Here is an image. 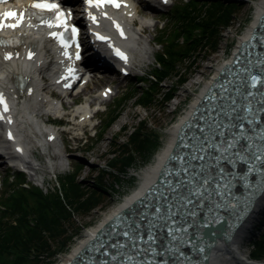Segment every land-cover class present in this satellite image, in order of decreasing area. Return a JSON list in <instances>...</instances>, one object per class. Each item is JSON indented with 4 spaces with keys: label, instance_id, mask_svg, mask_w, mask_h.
I'll use <instances>...</instances> for the list:
<instances>
[{
    "label": "snow or ice",
    "instance_id": "1",
    "mask_svg": "<svg viewBox=\"0 0 264 264\" xmlns=\"http://www.w3.org/2000/svg\"><path fill=\"white\" fill-rule=\"evenodd\" d=\"M85 2L97 5L109 2L119 7V0ZM33 7L55 10L56 23L66 26V16L60 11L59 4L34 0ZM27 11L18 13L9 10L2 15L15 18L16 23L8 26L16 28L25 19ZM89 15L92 16L91 13ZM92 19L95 20V17L92 16ZM4 26V21H0V28ZM116 27L120 28V25ZM72 30L74 33L78 31L75 26ZM120 32L124 35L122 28ZM50 35L58 37L67 47L68 41L62 33L52 32ZM116 53L127 60L125 53L119 49ZM32 55L29 51L28 56ZM12 56V52L5 53V59ZM76 56L79 58V53ZM258 63L259 73L253 74L245 69L246 78H240V87L233 86L231 92L214 82L219 93L212 92L204 97L211 106L203 111L197 107L199 115L190 116L177 133L180 151L173 149L162 161L157 180L145 189L136 204L113 216L112 223L122 224L123 227L118 229L109 225L117 238L110 237L102 247L95 249L104 253L103 258L98 257V264H190L185 246L193 244L208 217L216 218L215 211L224 206L222 198L232 200L233 190H238L241 182L246 188H251L253 194L256 189L264 190V91H254L257 86L264 85V61ZM241 89L242 96L233 94L241 92ZM28 91L31 92V89ZM0 105H3L4 111L8 110L2 92ZM8 119L11 121V117ZM184 128L188 131H183ZM8 135L12 137L11 131ZM250 174L257 183L251 182ZM232 206L236 207L235 204ZM121 217L128 222L124 223ZM102 233L103 229L95 235Z\"/></svg>",
    "mask_w": 264,
    "mask_h": 264
},
{
    "label": "rangeland",
    "instance_id": "2",
    "mask_svg": "<svg viewBox=\"0 0 264 264\" xmlns=\"http://www.w3.org/2000/svg\"><path fill=\"white\" fill-rule=\"evenodd\" d=\"M224 1L231 2L232 0ZM238 1L242 4L234 10L233 19L220 33V40L217 48L214 51L208 52L201 51L199 53L198 51L192 56V58L196 59L195 64L192 65V67H186V65H189V59H187L184 63H178L177 66L180 67L183 74H186L187 79L178 87L176 86V75L167 79L163 86H174L175 90L173 91L174 94L172 97L165 100L162 97L165 89L163 88L156 92V96L163 102H154L147 106L140 104L137 100V96L139 90L146 88L151 83L149 74L155 70V66L158 64L157 55L165 52L167 45H169L174 38L177 39L179 43V45H175V48L185 47L187 44L184 41H186L191 34H198L199 31L192 27L189 36H187L186 33H181L175 37L178 23L177 20L171 17L170 14L166 17L165 13L163 14L162 12H167L168 10L169 12L170 10L172 11L175 4L181 2V0H173V2L169 5L163 6L161 12L147 13L148 16H144L142 14L138 15L137 25H141V20L145 17H147L145 19L149 20V24L146 25L147 29L140 40L139 50L133 51V59L135 61L133 74H136L139 78H134V80L128 84L127 82L129 81V78H126L128 81H125L126 83L124 82V85L121 84L119 89L116 90L110 98L100 104H96L97 101L94 97L100 96L101 90L97 89L95 87L97 83L93 82L91 87L83 92V95L85 96H81L79 100L81 102L94 100L93 105H99L101 107L102 110H100L97 113L96 118L90 122V126L96 124L95 127L92 128L86 126V133H84V129L82 128L78 130H71L73 121L70 114L73 113V110L76 109L77 106L70 107L68 109L69 116L61 119L62 121L59 126H53L60 129L59 131L63 134H61L58 139L56 143L57 145L49 147V152L54 155V157L50 160L51 163H49L52 167L49 168L47 166V155H44V157L36 162V164L40 167L37 171L36 178H32L29 174H26V176L19 175L18 178L15 179V182L18 181V184H23V182L26 181L29 185H39L47 191L48 188L53 189L55 186H59L61 176L70 171L71 173L76 172L79 180L83 181L84 184L91 183L96 179L100 169L109 168L107 165V159L112 155V152L115 151L116 143L126 141L131 131L137 127L139 121L142 119L147 121L149 130L152 129L159 135V144L152 148L150 155L144 162L140 163L142 169L145 165H148L154 159V154L164 145L169 137L170 126L187 109L195 97V94L203 86L207 78L215 72L218 64L223 59L231 55L243 31L249 24L258 0ZM135 2L138 3L137 0H135ZM186 2H188V0H186ZM166 27H168V29L170 27L171 30L164 37L162 36V31ZM161 41L164 43L163 46L159 43ZM146 55L148 57H146ZM76 96L77 94H73L65 100L73 101ZM120 102L123 103V109L121 110L119 116L114 119L110 125H108L107 122L111 115L110 109ZM69 120L72 122H69ZM57 122L60 121L58 120ZM122 125H125V128L120 129ZM28 138L31 140L32 137ZM56 146L64 150L66 154L62 161L58 160L59 155L57 154L58 148ZM79 164H82V167L78 170ZM7 170L13 173L12 170L14 169ZM5 171L6 165L3 164L0 166V181L3 178ZM137 172H139V170ZM117 174L122 178V184L115 185L119 190L118 194L115 196L108 195L99 202L94 210L89 213L77 214L76 225H69L68 235L71 236V238L67 246L55 253L52 257L44 259L45 261H40L39 264H56L63 259L71 246L79 237L82 236L84 229L96 223L111 209L112 206H114L117 202H120L125 195L130 193L140 181V177L134 178L128 174ZM104 180L106 183L114 182V179L106 174L104 176ZM1 188L2 187L0 185V190ZM108 192H110V190H108ZM1 207L4 208V204H1L0 202V208ZM263 214L264 205L255 215L247 235H245L241 242V250L245 255L250 253L254 247V243H250L249 236L251 235L257 222L260 220L259 218H261ZM262 229L263 226H260L258 231L260 234L263 232ZM57 246H59V244Z\"/></svg>",
    "mask_w": 264,
    "mask_h": 264
},
{
    "label": "trees",
    "instance_id": "3",
    "mask_svg": "<svg viewBox=\"0 0 264 264\" xmlns=\"http://www.w3.org/2000/svg\"><path fill=\"white\" fill-rule=\"evenodd\" d=\"M240 4L238 0H181L176 3L168 13L178 22L175 37L181 33L189 36L192 27L199 33L191 34L184 41L185 47L175 48L179 43L174 38L166 51L157 55L158 64L149 74L151 83L138 91V102L146 106L163 102L156 96V92L163 88L162 97L165 100L171 98L175 88L164 87L165 81L176 75L178 87L187 79L177 64L189 59L186 67H192L196 61L192 56L198 51H214L220 33L229 25ZM170 30L166 27L162 36L165 37ZM159 43L164 45L162 41ZM122 104L120 102L110 109L108 125L119 116ZM147 125L146 120H140L126 141L116 143L115 151L107 159L109 168L100 169L94 183L84 184L76 172H69L61 176L59 186L45 191L38 185L25 186L7 178L0 196V202L4 204V208H0V264H39L66 247L71 238L69 225H76L77 214L89 213L108 195L118 194L115 185L122 184V178L117 173L128 174L129 168L144 162L152 148L159 144L158 133L149 130ZM81 167L79 164L78 170ZM105 174L114 182L106 183ZM251 243L255 244L252 256L264 258V234Z\"/></svg>",
    "mask_w": 264,
    "mask_h": 264
},
{
    "label": "bare ground",
    "instance_id": "4",
    "mask_svg": "<svg viewBox=\"0 0 264 264\" xmlns=\"http://www.w3.org/2000/svg\"><path fill=\"white\" fill-rule=\"evenodd\" d=\"M136 10L134 8L128 10L132 14L130 17L131 19L125 21V24L129 28V32L127 34V38L122 41L124 46L133 51L139 50L140 42L137 43V38H142L147 29L146 24H149V20L143 18L141 20L142 24L134 27V22L136 19H138V10ZM135 11L137 13H135ZM263 13L264 0H258L256 2L253 16L233 50H239L243 41L249 39L250 36L253 35L252 31L256 25H258L259 19ZM121 18H123V16ZM139 33L143 34L140 35ZM27 39L31 44L38 46L37 49L39 48L40 53L35 58L34 62L16 61L14 63L10 62V60H3L2 53L0 55V87L3 89H9V84L11 83V80L15 74L23 73L29 76V85L32 86L30 87L31 92H24L19 96L15 95L13 97V107L10 115L11 122L15 123L14 126L20 129H18L19 132L17 133V137L23 143H25L24 141H26V138L28 143H30V141L35 138L40 143V146L46 152L47 156L50 158V152L48 151L49 144L55 142L58 138V134L60 133L51 126H48V122L50 121V119L48 120V115L60 114L62 112V107L65 109L66 107L64 106L67 104L68 106L71 105L70 103H72V101L55 102L51 97H49V93L43 87L44 84H46V81L41 78L42 74L48 71L46 65L48 64V59L50 56V54L47 53L49 46L46 43V40L42 39L40 34L37 33L29 34ZM40 46H43L45 49H40ZM146 57L148 56L146 55ZM223 60L218 64L213 75L207 78L206 82L195 94V97L187 109L170 126L169 137L167 138L164 145L156 152L154 159L148 165H145V167L139 172L140 181L138 185L130 193L125 195V197L119 203L112 206L111 209L106 212L96 223L90 225L82 234V236L79 237L78 240L72 245V248L68 251L67 256H74L77 254L87 243V241L94 237L97 230L114 213L126 208L128 205L133 203L135 199L139 198L143 191L157 179L158 171L160 170L162 161L166 159L167 154L171 152V148L174 146L178 128L183 125V123L190 117L195 105L198 103L201 97L205 95L209 85L213 83V78L219 75L223 67L232 62V57L225 58ZM10 94L12 95L11 92ZM94 98L98 100L100 96H95ZM89 104L92 105V101L80 103L76 109L73 110V113H71L70 116L72 117L73 121V127L71 129L78 130L82 125L88 123L91 118L90 113H92V110L88 109ZM44 116H47V118H44ZM28 137H32L31 140H28ZM28 156L29 155L26 153L21 156L19 160L24 163L26 167L32 168L31 162L27 159ZM33 166L35 167V165ZM34 172L35 173H30L32 178H36L37 171L35 170ZM263 205L264 190L262 194L258 195L252 201L251 210L236 227V231L231 240L224 241L220 240L219 238L209 240L206 250L209 254L210 264H228L230 262L237 264L247 263L245 260L246 255L241 250V242L245 235H247L255 215L260 211ZM61 260L58 262V264H61L62 262L64 263L66 261L65 259Z\"/></svg>",
    "mask_w": 264,
    "mask_h": 264
},
{
    "label": "water",
    "instance_id": "5",
    "mask_svg": "<svg viewBox=\"0 0 264 264\" xmlns=\"http://www.w3.org/2000/svg\"><path fill=\"white\" fill-rule=\"evenodd\" d=\"M234 64L231 63V64H227L228 68L229 67H232ZM209 91L210 89H208V91L205 93V95H209ZM205 95L201 98V100L196 104V106L194 107L192 113L190 116H192L193 114H195L197 107H200L201 103L203 102L204 100V97ZM190 118V117H189ZM188 118V119H189ZM187 119V120H188ZM186 120V121H187ZM184 124V123H183ZM182 126V125H181ZM181 126L178 128L177 130V133L178 131H181ZM188 129L187 128H184L183 131H187ZM177 136V135H176ZM173 149H175L177 152L180 151V148L178 147L177 145V141L175 139V143H174V146L172 147L171 149V152L173 151ZM170 152V153H171ZM168 156V155H167ZM160 172V170L158 171V173ZM157 180V179H156ZM155 180V181H156ZM163 183V181L161 180V184ZM148 188V187H147ZM163 189L161 188V191ZM145 191V190H144ZM144 193V192H143ZM142 193V195H143ZM141 195V196H142ZM140 196V197H141ZM139 197V198H140ZM135 199V201L133 203H131L130 205H128L126 208L122 209V210H119L118 212H124L126 211L129 206L133 205V204H136L137 200L139 199ZM137 207H139V205L137 204L136 205ZM116 212V213H118ZM114 213L98 230L96 233H100L101 230L103 229V233L99 236H96L94 235V237L90 240L87 241V243L81 248V250L75 254L74 256L70 257V259L65 263V264H90V262H92V264H98V257L99 258H103L104 257V253L101 251V252H96L95 249L98 248V247H102V245L104 244V242L106 240H108L110 237L112 238H117L115 237V234L112 233L111 231V227H109V225H111L112 227H117L118 229H122L123 225L120 224V225H117V224H114L112 223L113 221V216L116 214ZM121 220L124 222V223H127L128 221L126 220L125 217H121ZM221 223L218 224V227L217 228H214V231H207V236H202L201 234H199L197 237L201 238V240H197L195 242L196 245H201V251L200 253L201 254H204V263L207 261L208 262V258H209V254L206 250V246H207V243H209V240L210 239H215V238H219L220 240H225V241H228L230 238H231V233L234 232L235 228L234 229H231L228 234H226L225 232H222V228L220 226ZM195 237V238H197ZM207 240V241H206ZM189 245H187L188 247ZM185 247V249L187 248ZM194 252V249L192 251V253ZM189 258V257H187Z\"/></svg>",
    "mask_w": 264,
    "mask_h": 264
}]
</instances>
